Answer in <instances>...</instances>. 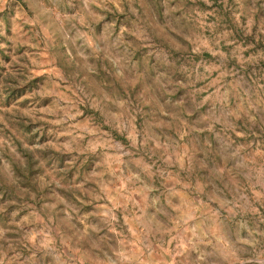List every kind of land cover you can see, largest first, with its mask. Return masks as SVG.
Listing matches in <instances>:
<instances>
[{
    "label": "rangeland",
    "instance_id": "obj_1",
    "mask_svg": "<svg viewBox=\"0 0 264 264\" xmlns=\"http://www.w3.org/2000/svg\"><path fill=\"white\" fill-rule=\"evenodd\" d=\"M0 264H264V0H0Z\"/></svg>",
    "mask_w": 264,
    "mask_h": 264
}]
</instances>
